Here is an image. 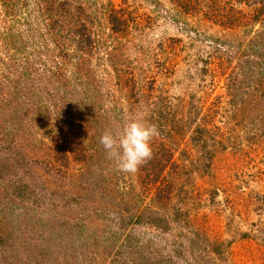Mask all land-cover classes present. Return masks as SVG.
I'll list each match as a JSON object with an SVG mask.
<instances>
[{
	"label": "rangeland",
	"instance_id": "rangeland-1",
	"mask_svg": "<svg viewBox=\"0 0 264 264\" xmlns=\"http://www.w3.org/2000/svg\"><path fill=\"white\" fill-rule=\"evenodd\" d=\"M0 264H264V0H0Z\"/></svg>",
	"mask_w": 264,
	"mask_h": 264
},
{
	"label": "clouds",
	"instance_id": "clouds-1",
	"mask_svg": "<svg viewBox=\"0 0 264 264\" xmlns=\"http://www.w3.org/2000/svg\"><path fill=\"white\" fill-rule=\"evenodd\" d=\"M158 136L159 129L155 124L142 118H132L118 132L104 130L99 143L118 171L135 174L152 159V141Z\"/></svg>",
	"mask_w": 264,
	"mask_h": 264
}]
</instances>
